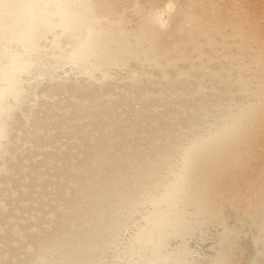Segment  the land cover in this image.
<instances>
[{"label": "bare ground", "instance_id": "1", "mask_svg": "<svg viewBox=\"0 0 264 264\" xmlns=\"http://www.w3.org/2000/svg\"><path fill=\"white\" fill-rule=\"evenodd\" d=\"M0 264H264V0H0Z\"/></svg>", "mask_w": 264, "mask_h": 264}]
</instances>
